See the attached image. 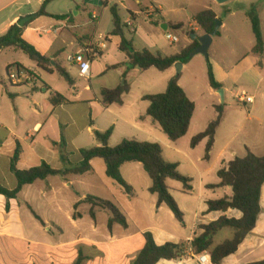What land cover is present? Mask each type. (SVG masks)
<instances>
[{"label": "crops", "instance_id": "0c3cea01", "mask_svg": "<svg viewBox=\"0 0 264 264\" xmlns=\"http://www.w3.org/2000/svg\"><path fill=\"white\" fill-rule=\"evenodd\" d=\"M38 1L42 6L46 0ZM207 2L211 4L210 6L207 4L204 10H213L211 5L218 4L215 0H207ZM30 4L31 0H28L27 5ZM108 6L109 1L105 3V9H108ZM220 6L224 8L226 4ZM23 8L21 4L17 3V0H0V38L5 36L9 29L18 24L22 18L37 14L36 12L25 13ZM148 8L149 10H143L142 14L147 17V14L151 12V17L156 20V24L168 27L166 32H169L170 27L176 25H183L181 31L185 29L183 22H160L159 19L163 17L161 5L158 6L154 3ZM128 13L127 19L121 17L124 23L129 19H132L134 23V20L140 17L138 12L130 11ZM199 13L191 15L189 26L192 30L188 33L186 47L194 42L192 39L194 34L197 35L196 39L205 35L194 21L195 16ZM235 14L236 12H231V16H235ZM217 18L219 19L218 15ZM70 23L74 22L69 17L65 20H57L48 16H40L35 18L23 33V39L26 42L33 45L41 54L53 59L54 63L58 62L71 75L74 86L69 85L71 89L68 91V95L61 94L48 84L40 85L39 72L42 70L37 68V65L31 60L32 64L30 65L12 59L4 61L3 67L6 72L9 66L20 64L25 70L27 69L37 76L38 83L30 85L31 92L36 93L32 97L33 106L31 103L26 105L22 101V97L19 96L20 92H16L12 88L28 85L11 84L7 77L0 74V78L8 85L7 92L0 84V187L14 190L18 185L17 179L11 171V162L18 147L21 150L17 164L19 170L38 167L44 162L54 170L72 169L78 166L82 160L80 151L90 149L77 144L80 134H76L72 138H65L64 132L72 124L65 120L62 121V116H65L64 110L67 106L82 101L74 100L77 88L72 68H78L69 63L64 65L61 58L68 52L69 47L73 52L71 54H74L88 45L92 44L98 47V44L103 43L105 47V43L103 40L96 43H82L73 36L66 39L64 31H67ZM261 23L263 28L262 19ZM226 25L223 22L221 27ZM126 31L130 34L135 32H131L129 28ZM102 37L104 38L103 35ZM104 47L98 48V57L96 58H103ZM253 48L251 53L254 57L246 55L239 60L236 67L232 69L231 79L236 85L243 79L252 84L255 95H249L247 92L246 94L252 97L254 102L253 104L241 103L238 100L241 93H236L235 90L231 92V96L237 100L238 104L244 105L246 108L248 105L250 106L249 111L245 116L241 107H235L240 111L232 109L230 113L224 104V118L217 129L214 148L209 159L205 158L208 139L203 140L195 148H192L191 142L194 137L204 132L216 118L215 106L221 105V99L217 91L210 87L209 95L216 100L210 101L205 108H201L197 96H193L192 89L184 85V71L188 64L183 65V69L179 73V85L189 99L195 103L196 108L189 132L177 142H171L160 126L146 116L149 103L143 98L156 93L145 92V94L128 99L133 91L129 82L130 74L138 69L127 70V66H121L128 62L125 53L122 55L120 64L111 65V67L118 66V68L110 69V71H121L117 84L113 86L115 80L111 79L110 83L113 84L110 86H101L99 90H94L91 87L92 98L84 101L87 108L96 110L98 117L105 114L109 116L107 124L98 126V117L94 124L90 110L91 118L88 130H91L94 138L91 148L99 146L93 129L105 132L113 128V134L109 141L111 147L119 145L125 139L157 143L163 149L165 160L178 164L179 172L192 180L193 190L189 193L184 192L180 182L167 181L171 195L184 214V225L176 220L167 205L157 204V196L150 193L152 181L141 163H126L121 167L122 177L133 189V195L129 196L119 185L107 177L105 163L100 159H95L91 163L92 170L86 174H70L66 177L53 176L25 186L18 198L10 201V212L6 210L7 199L0 196V264H76L80 258H82L81 264H133L145 247L144 234L146 233L153 235L158 246L168 243L185 244L187 249L194 239L203 233L201 226L215 223L223 217L242 218V213L235 209H229L226 212H211L208 203L230 198L233 195L230 187L210 188L221 183L218 176L221 169L236 158H244L247 155V149L258 157L264 156V103L259 105L256 102V97L259 94L264 97L262 91L264 52L255 54ZM19 51L16 48L1 49L0 56L5 52L17 54ZM55 55H59L56 60ZM16 69L18 68L16 67ZM92 74L91 70L88 83L91 82ZM163 74H166L165 77L159 78L157 84L161 89H164L163 91H166L169 81L178 73L174 66ZM228 79H230L228 72L225 78H217V81L223 85L224 101L227 100L229 93L228 88L225 87V81ZM122 80L124 82L121 85ZM125 82L130 85L131 91L124 96L123 105L103 106L100 95L102 89L124 86ZM47 92L50 93L49 96ZM56 93L62 95L66 102L53 107L50 100ZM9 94L14 95V98H10ZM40 97L42 99H39ZM79 97L81 98V95ZM31 113L36 117L34 124L31 122ZM62 138L65 141V147H55L54 143H60ZM63 155L66 156V162L62 161ZM89 196L113 203L126 218L127 227L114 224L112 229H109L111 214L99 207L94 208L95 218H92V204L85 201ZM260 205L261 212L253 231L248 234L237 252L223 259L220 264H254L264 261V185ZM32 211L41 218L43 223L34 216ZM234 235L233 229H222L214 236L213 248L233 239ZM204 255L210 256L209 252ZM157 264L200 263L186 252L181 259L162 260ZM211 264L213 263L211 262Z\"/></svg>", "mask_w": 264, "mask_h": 264}, {"label": "trees", "instance_id": "16d2710c", "mask_svg": "<svg viewBox=\"0 0 264 264\" xmlns=\"http://www.w3.org/2000/svg\"><path fill=\"white\" fill-rule=\"evenodd\" d=\"M52 1L53 0H46L42 4L39 12L32 15V20L24 27H19L18 24L13 25L6 35L0 38V45L2 49L16 48L22 51L37 65V68L49 74L58 73L68 85L74 86V80L65 68L56 61V65L54 66L50 57L41 54L33 45L23 39L25 29L35 18L48 16L57 20L66 19L64 16H53L47 13V5ZM110 12L113 17L114 26L112 36L120 38L119 50L127 56V70L139 69L141 71H148L150 69H156L164 73L178 63L187 65L192 60L191 54L201 45L199 39H196L190 46L172 56L153 53L147 49L137 50L133 45V41L126 38L125 32L127 30V24L123 22L118 6H112ZM246 16L251 23L256 41L253 52L255 54H263L264 33L261 18L254 9L246 12ZM216 20H218L217 15L211 9L200 12L194 18L198 28L205 34H212L214 32ZM170 28L179 31L183 28V25H176ZM219 35L220 31L217 33V36ZM58 56L59 55H55V60ZM14 67H17L20 71L23 70L32 75L34 74L27 69L25 70L20 64L9 66L7 68V73ZM115 68H118V66L110 67L109 70ZM207 72L210 87L214 91L223 89V85L219 83L215 77L213 65L209 60L207 61ZM179 80L180 74L169 81L164 93L147 95L143 98L144 101L149 103L146 116L150 117L160 126L161 130L171 142H177L187 135L196 108L195 103L189 99L183 88L179 85ZM0 84L8 92V85L1 78ZM130 91L131 87L127 82H125L124 86H119L114 89H102L100 94L101 103L105 107L123 105L124 96ZM9 97L14 98V95L9 94ZM50 102L53 107H56L65 103L66 99L62 95L56 93L52 96ZM215 111L217 113L216 118L208 125L204 132L194 137L191 142L192 148H195L203 140L208 139L206 159H209V155L214 148L215 135L224 118V105L215 106ZM93 134L99 146L81 150L80 154L82 160L78 166L72 169L54 170L44 162L38 167L28 170H19L17 164L21 150L20 147H18L11 162V171L15 175L18 185L14 190L0 187V196H4L7 199V212H10L11 209L10 201L17 199L25 186L32 185L37 181H44L53 176L66 177L70 174H86L92 170V161L100 159L106 165L107 177L119 185L129 196L133 195V189L122 177L121 167L126 163H141L152 181L150 193L157 196V204L167 205L173 212L176 220L184 225V214L171 195L169 187L167 186V181L174 180L180 182L183 185L184 192L189 193L193 190L192 180L179 172L178 164L169 163L165 160L162 147L157 143L139 142L130 139H125L119 145L111 147L109 141L113 134V128L105 132L93 129ZM54 146L64 148V139L62 138L60 144L54 143ZM66 160V156L63 155L62 161L66 162ZM218 176L221 183L216 186H211L210 188L230 187L233 195L230 198L210 201L208 203L209 211L226 212L229 209H235L242 213V218L229 219L223 217L215 223L200 227L203 233L197 236L191 243L193 254L202 255L209 252L213 264H220L223 259L235 254L239 246L257 224L261 212L260 201L264 185V156L258 157L247 149V155L244 158H236L230 162L219 171ZM85 201L92 204V218H95L94 208L96 207L106 210L111 214L109 229H112L114 224H120L125 228L127 227L126 218L110 201L91 196L87 197ZM77 207L78 205L76 208ZM32 213L43 223L41 218L35 214L34 211H32ZM224 228H231L235 231L233 239L213 248L215 234ZM144 237L146 241L145 247L134 260L133 264H157L162 260H177L184 257L186 253L185 244L168 243L163 246H158L151 233L144 234ZM81 262L82 258H80L76 264H81ZM254 264H264V261Z\"/></svg>", "mask_w": 264, "mask_h": 264}, {"label": "rangeland", "instance_id": "374dc122", "mask_svg": "<svg viewBox=\"0 0 264 264\" xmlns=\"http://www.w3.org/2000/svg\"><path fill=\"white\" fill-rule=\"evenodd\" d=\"M27 1L28 0H17V3L24 7L23 11L25 13H38L41 9L39 1L31 0L30 5H27ZM107 1H109V8L105 9V3ZM154 3L163 7V17L159 19L160 22H183L185 24V29L183 31H176L172 28L169 29V33L179 38V43L170 44L166 39V31L162 29L161 24H156V20L153 17L147 18L142 14L143 10H149L148 7L153 6ZM207 4L210 6L211 3L209 4L207 0H162L159 2L155 0H53L50 2L46 8L48 14L53 16H64L66 18L69 17L74 22L68 25L67 31H64V37L66 39L69 36H73L82 43H96L99 41V35H103V42L105 43L103 58H95L92 60L91 70L93 74L90 83L78 76V69L72 68L77 88L74 93V100L78 99L82 102L69 105L64 110L65 116H62V121L65 120V122L72 124L64 132V134H66L65 138H72L76 136V134H80L77 144L83 148H91V143L94 141V138L91 134V130H88L90 118L92 117L94 123L99 115H97L96 110L87 108V104L84 103V101L88 100V98H92L93 91H90L91 87L94 90H99L101 86H110V84H113L110 83L111 79L115 80L113 85L115 86L118 82V75L121 74V71L108 70L111 65L120 64L123 55V52L119 50L120 38L112 36L114 27L113 17L110 13V8L112 6H118L119 10H121V17L126 19L129 14L128 12H138L140 17L138 16L139 18L134 20L135 32L131 34L128 33V31L125 32L126 38L133 41V45L136 49H147L151 52H159L170 56L180 52L186 47L188 33L192 30L189 26L191 24V15L203 11ZM211 6H213L212 8L217 13L219 20L222 23L225 22L227 25L220 28L219 36L213 37L208 57L198 54L188 63L184 71V85L192 89L194 93L193 96H197L198 104L201 105V108H205L210 101L216 100L209 95L211 90L207 72V61L209 60L215 69L214 73L216 74V79L225 78L227 72L230 76V79L225 81V87H227L229 91L228 98L224 103H222L221 100V105L225 104L230 113L232 109L238 110V108L235 107H241L240 109L246 116L250 106L248 105L246 108L244 105L238 104L237 100L231 96V92L233 90H235L236 93H243V91H245V93L247 92L249 95L253 96L255 95L254 87L246 79L241 80V82L236 85L231 79V72L232 69L236 67L237 62L246 55L254 57L251 51L255 46V37L251 23L249 19L246 18L245 13L253 9L256 10L263 21L264 31V0H232L226 3V7L224 8L216 3ZM232 11L236 12L235 16H231ZM94 16L98 18V22L93 19ZM71 53L73 52L69 47L68 52L61 58V62H63L64 65H68L66 58L67 55ZM8 59L16 60L17 62L27 65L32 64L28 56L22 51H19L17 54L5 52L0 56V74L5 78L7 77V72L3 66L4 61ZM121 66L126 65L124 64ZM11 71L15 73L16 67ZM165 75L166 74L156 69H151L146 72L138 69L132 72L129 82L132 85L133 91L128 99L145 94V92L148 94L165 92L163 91L164 89H161L159 84H157V82H159L158 79L165 77ZM6 82L8 81L6 80ZM123 82L122 80L121 85ZM39 84H48L52 89L63 95H68V91L71 89L68 83L58 73L51 75L42 71L39 72ZM86 87H89V89H86ZM12 90L20 92L19 96L22 97V101H24L26 105L31 103V106H33L32 97L36 95V93L31 92L30 85L12 88ZM262 91L264 92V85L262 86ZM47 95L49 96L50 93L47 92ZM79 95H81V98ZM39 99L42 98L40 97ZM256 102L261 105L264 103V97L259 94L256 97ZM90 110L92 113L91 117ZM31 116V122L34 124L36 117L33 116L32 113ZM108 119L109 116L107 114L98 117V126L107 124Z\"/></svg>", "mask_w": 264, "mask_h": 264}, {"label": "built area", "instance_id": "2783aa9c", "mask_svg": "<svg viewBox=\"0 0 264 264\" xmlns=\"http://www.w3.org/2000/svg\"><path fill=\"white\" fill-rule=\"evenodd\" d=\"M152 13L149 12L147 14V17H151ZM94 20H97V17H93ZM127 28L131 32L135 31L134 23L132 19H129L128 22H126ZM100 41L104 40L102 35L98 38ZM166 39L169 41L170 44H176L179 43L180 40L178 37L174 36L173 34L166 32ZM104 47L103 43L98 44V47L96 45H88L84 49L80 50L77 53L70 54L67 56L66 61L70 65L76 66L78 68V76L81 79L89 80L91 76V64L92 59L98 57V48ZM8 81L11 84L14 85H33L38 83V79L36 75H32L26 71H20L19 69H16L15 73H12V71H9L7 74ZM239 102L244 104H253L254 99L252 97H249L245 92L241 93L238 97ZM186 252L190 254L191 256L195 257L197 261L200 264H211V257L208 255H194L193 250L191 248V244L186 249Z\"/></svg>", "mask_w": 264, "mask_h": 264}, {"label": "water", "instance_id": "95a60500", "mask_svg": "<svg viewBox=\"0 0 264 264\" xmlns=\"http://www.w3.org/2000/svg\"><path fill=\"white\" fill-rule=\"evenodd\" d=\"M218 4L223 5L226 4L232 0H215ZM32 20V17H25L22 18L19 22H18V26L19 27H24L26 24H28L30 21ZM222 26V22L218 19L216 20V26H215V30L212 34H205L203 37L199 38L200 41V47L198 49H196L192 54L191 57L193 58L195 55L198 54H202L205 57H208V53H209V49L212 45L213 42V37L217 36V33L219 32L220 28ZM162 29L164 31H167L168 27L166 25L162 26ZM197 35L194 34L192 36L193 41L196 40ZM2 49L1 45H0V50ZM52 64L55 65L54 60L52 59ZM175 68L177 70V73L179 74L181 72V70L183 69V64L182 63H178L175 65ZM217 93L219 94L222 102L225 99V93L224 90H218Z\"/></svg>", "mask_w": 264, "mask_h": 264}]
</instances>
